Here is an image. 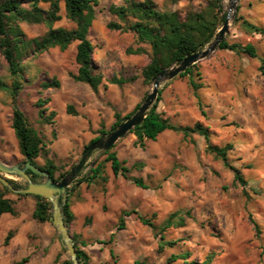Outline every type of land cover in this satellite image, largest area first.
Returning a JSON list of instances; mask_svg holds the SVG:
<instances>
[{"label":"rangeland","instance_id":"rangeland-1","mask_svg":"<svg viewBox=\"0 0 264 264\" xmlns=\"http://www.w3.org/2000/svg\"><path fill=\"white\" fill-rule=\"evenodd\" d=\"M153 1L158 11L176 13L184 20L188 12H200L211 0ZM232 1L235 8L229 12V0H219L221 15L229 17L224 40L228 44L253 45L258 58L217 48L193 68V78L201 84L196 92L190 88L188 77L178 76L161 84L158 111L173 125L193 127L200 123L209 130L212 145L231 144L229 161L241 171L247 185L244 188L233 185L232 172L205 152L206 142L197 134L183 140L181 134L165 131L156 141H146L144 147L135 144L133 134H126L115 143L112 152L130 169L128 176L141 178L148 189L136 187L121 176L114 177L107 165L106 183L78 184L73 198L75 220L69 230L88 249L95 264H134L135 261L183 264L182 259L171 262V257L186 252L189 261L198 263L207 260L209 264H264V75L260 70L264 36L250 32L245 25L246 21L264 27V0ZM122 3L123 0H100L89 29L94 70L102 76L97 93L72 78L77 72L74 60L77 43L63 52L52 48L41 54H33L24 47L26 55L20 59L16 78L9 75L0 53V85L6 86H0L2 163L22 165L24 162L11 128L13 107L42 136L49 150L47 157L66 171L78 162L84 146L99 136L101 121L104 130L109 131L115 121L114 111L122 116L128 114L133 102L141 103L151 92L152 83L144 84L141 76L143 67L150 61L148 46L137 43L133 33L106 27L109 21H116L108 7ZM38 6L42 10L49 8L45 2H39ZM59 15L61 19L54 27H73L65 17L62 0ZM19 27L26 40L45 32L42 24L20 23ZM140 47L146 53H133ZM112 76L136 79L117 87L107 82ZM53 78L59 81V87L44 90L42 84ZM13 82L20 85L15 98L10 88ZM38 100L45 101L42 107L37 106ZM68 105L78 110L79 115L67 114ZM41 108L44 117H40ZM45 117L49 120L45 121ZM104 157L101 152L94 153L82 173L89 170L93 160L97 162ZM43 163L44 157L36 159L37 165ZM138 163L143 166L136 168ZM7 178L19 187L26 185L20 177ZM243 190L248 196H244ZM5 197L17 199L11 192ZM124 211L136 214L125 216L124 227L119 230ZM171 214H176L173 226L163 232L162 227ZM138 216L148 220L153 228L143 225ZM181 219L183 226L176 227ZM5 234L0 230V264H13L28 255L34 257L33 252L29 254L31 249L24 238H11L5 244ZM160 236L166 242L175 241V245L160 252ZM32 240V245L37 243L35 236Z\"/></svg>","mask_w":264,"mask_h":264},{"label":"trees","instance_id":"trees-1","mask_svg":"<svg viewBox=\"0 0 264 264\" xmlns=\"http://www.w3.org/2000/svg\"><path fill=\"white\" fill-rule=\"evenodd\" d=\"M61 0H0V53L7 63V70L12 78H16L20 72V59L26 55L24 47L30 49L29 52L33 54H41L52 48H58L60 51H65L74 43L75 47V63L77 65L76 74L72 75L75 82L87 85L94 93L98 92L99 86L102 83V76L95 73L93 64L94 47L89 39V29L95 19V8L99 5L100 0H62L64 2V10L66 19L73 24L72 28L54 27V24L60 21L59 15ZM45 2L49 4L48 10H42L38 4ZM28 4V8L25 5ZM109 14L116 19V21H109L106 24L107 29L111 31H119L124 33H133L137 43L147 45L150 50V61L145 65L141 71L143 83L150 85L153 78L162 70L171 67L172 65L181 62L185 57L200 51L210 40L214 37L218 26L223 23L225 17L221 15V6L219 0H211L203 10L200 12H188L184 20H180L176 13H162L156 9L153 0H123L120 5L111 4L108 7ZM42 24L45 27V32L33 39L26 40L19 24ZM246 28L253 33L264 36V27L257 26L245 21ZM20 44V46H19ZM23 44V47L22 45ZM20 47H22L20 50ZM219 50H228L236 53L246 55L251 59L258 58L255 47L251 44L241 46L233 43L228 44L223 40L219 46ZM20 51V52H19ZM145 48H137L133 53H146ZM28 52V53H29ZM188 68L180 77H188V84L190 88L196 92L201 84L197 83L193 78V68ZM260 70L264 75V59L261 60ZM135 76L125 78L112 76L108 79L110 85L121 87L124 84L133 82ZM1 87L6 88L1 84ZM20 85L12 83L11 93L12 98L18 92ZM44 90L49 88H58L59 81L51 79L46 81L41 86ZM146 97V96H145ZM144 100V98H143ZM161 101L160 91L155 103L151 106L146 114L144 121L134 127L127 134H133L136 138L135 144L144 147L146 141H156L157 137L165 131H173L182 135L183 140L191 134H197L203 137L206 142L205 152L213 155V157L222 162L225 169L233 174V185L239 184L241 187L247 185L241 171L232 165L229 161L228 153L233 149L231 144L223 147L212 145L209 143L210 132L200 123H195L193 127L178 126L169 123V119L165 118L161 112L158 111V105ZM37 106L42 107L45 101L38 100ZM137 104L135 108L128 114L122 116L119 112L114 111V123L109 131L103 128L104 123L101 121V129L98 131L99 136L92 139L90 142L97 140L102 135L109 134L118 125L127 120L140 106ZM43 109L39 113L43 116ZM67 114L77 115L73 106L68 105L66 109ZM53 115V114H50ZM45 121L49 118L45 117ZM11 128L18 142V149L24 162L28 160L32 165L37 166L40 170L45 171L53 181H59L66 176L71 168L75 165L73 163L68 170H63L62 166L57 165L52 159L48 158L49 150L43 142L42 136L26 121L24 114L13 107ZM87 146V145H86ZM84 146V148L86 147ZM114 146L109 150L102 152L105 156L102 160L95 163L92 168L85 173L79 174L74 182L67 188L69 196H71L78 189V184H85L87 186L96 183H106L108 178L106 176V167L109 165L111 173L114 177L121 176L122 178L131 181L136 187L148 189L147 184L141 178L129 177L130 169L126 167L124 161H120L115 152H112ZM44 157L42 166L36 164V159ZM143 165L138 163L136 168H141ZM26 174L31 180L36 181L40 178L38 175L27 170ZM7 181L14 187L19 185L13 180ZM10 193L8 189L0 184V216L5 213L16 215L14 202L5 197ZM244 196H248L243 190ZM18 198L32 196L35 200L34 210L32 212V219L37 223L50 222L51 204L46 199L34 195H16ZM69 199V198H68ZM64 222L68 227L74 216L70 210V205L67 200L63 207ZM132 211H124L119 219L118 229L124 227V217L129 216ZM176 214H171L162 227V231L173 226V218ZM138 219L143 225H148L153 228V225L138 216ZM254 223V222H253ZM183 226V219L176 224V227ZM257 230V225L254 224ZM14 232L9 231L4 239L7 244L13 237ZM74 241V248L77 259L80 264H89V257L87 253L78 246V239L75 235L72 236ZM175 241H165L163 236H160L159 251L164 247H172ZM83 245V244H82ZM111 256H114L110 250ZM189 253L173 255L171 262L182 259L183 264H209L207 260L198 263L188 260ZM29 256L21 258L13 264H27ZM53 264H71L68 257L65 256V250L61 249ZM134 264H146L145 262L135 261Z\"/></svg>","mask_w":264,"mask_h":264},{"label":"water","instance_id":"water-1","mask_svg":"<svg viewBox=\"0 0 264 264\" xmlns=\"http://www.w3.org/2000/svg\"><path fill=\"white\" fill-rule=\"evenodd\" d=\"M231 4V5H230ZM230 8L234 9V2L230 0ZM229 30V17L226 16L221 28L215 33L212 42L202 51L196 52L185 57L181 62L162 70L152 80V89L149 94L141 102L138 109L124 122L118 125L112 132L102 135L97 140L90 142L81 152L78 162L71 168L69 173L59 181H53L45 171L40 170L37 166L32 165L28 160L22 165H7L0 161V184L15 195H34L46 199L51 204L50 223L56 230L60 244L65 250L68 260L71 264H80L77 259L74 248V241L64 222L63 207L68 199L67 188L74 180L83 172L90 157L96 152H105L109 150L115 143L123 138L134 127L139 126L145 119L147 112L158 98L159 88L161 84L169 82L180 74L184 73L188 68L195 65L198 61L205 59L213 53L224 40L225 34ZM96 163L93 160L88 167L92 168ZM29 170L38 175L43 181H33L26 174ZM8 176H16L22 178L26 185L22 187H14L8 181Z\"/></svg>","mask_w":264,"mask_h":264},{"label":"crops","instance_id":"crops-1","mask_svg":"<svg viewBox=\"0 0 264 264\" xmlns=\"http://www.w3.org/2000/svg\"><path fill=\"white\" fill-rule=\"evenodd\" d=\"M137 104L138 102H133L130 105V108L133 110ZM76 113L79 115L78 110H76ZM76 193L77 192H74L71 196L68 195L69 199H67L70 205V210L74 216L69 225H71L75 220V214L73 213V198ZM8 199L14 202V208L17 204V208H15L17 214L11 215L9 213H5L0 216V230H4L6 233L4 239L9 231L14 232L12 237L14 240L22 238L25 239V244L30 246L31 249L29 254H31V252L34 253L33 258V255H28L29 262L27 264H32L33 262L36 264H53L63 248L60 244L58 234L50 222L37 223L32 219L31 215L35 206L34 198L32 196H26L21 198L17 197V199ZM67 228L70 233L69 226ZM70 235L72 237L74 234L70 233ZM33 236H35L37 240V243L34 245H32ZM78 246L87 253L88 249H86L85 246L82 245L81 241L79 242V240ZM88 253L89 264H95L92 257Z\"/></svg>","mask_w":264,"mask_h":264},{"label":"bare ground","instance_id":"bare-ground-1","mask_svg":"<svg viewBox=\"0 0 264 264\" xmlns=\"http://www.w3.org/2000/svg\"><path fill=\"white\" fill-rule=\"evenodd\" d=\"M230 4V0H229V2H228V5Z\"/></svg>","mask_w":264,"mask_h":264}]
</instances>
